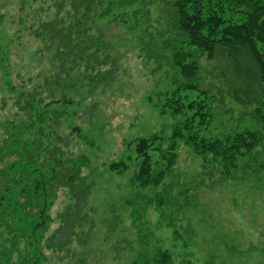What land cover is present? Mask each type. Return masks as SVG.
<instances>
[{"label":"rangeland","instance_id":"1","mask_svg":"<svg viewBox=\"0 0 264 264\" xmlns=\"http://www.w3.org/2000/svg\"><path fill=\"white\" fill-rule=\"evenodd\" d=\"M61 1L68 5L67 0H0V157L3 149L15 147L17 139L21 145L29 143L28 132L19 136L5 127L29 122L21 108L32 97L42 101L41 113L64 114L43 147L53 141L63 161L85 157L88 166L82 168L81 176L92 185L86 207L88 222L83 226L85 232L92 226L90 240L80 245L79 239L85 240L80 235L72 244L52 249L45 241L42 264H154L155 255L164 251L173 264H264V147L241 158L232 176L225 178L216 164L181 143L176 164L160 186H134L140 164L135 153L137 140L153 135L168 140L175 125L185 119L161 113V95L174 89V72L167 61L156 71L157 65L142 52L146 25L143 14L133 17L141 9L136 2L105 18L96 10L93 30L103 34L110 50L99 54L101 58L110 56L100 70L109 75L103 79V73L94 74L93 83L84 68L69 76L59 75V66L52 61L54 50L46 48L29 29L54 19L56 4ZM222 66V60L201 59L200 86L217 96L212 123L202 132L207 138L257 129L251 116L257 104L236 103L225 94L224 79H209L208 74H220ZM21 93L27 96L18 107ZM195 98L196 94L190 96ZM63 99L73 104L56 103ZM46 125L44 139L49 133ZM74 127L81 129L88 144L78 138ZM150 154L154 168L160 169V152ZM18 159L16 154L4 155L0 171ZM113 162H125L129 168L116 174L109 169ZM56 194L46 239L60 227L58 215L72 203L68 190L60 188ZM25 230H20L23 239ZM10 237L0 232L2 249L12 246ZM60 240L59 236L55 239L57 246ZM21 241L17 246L22 250L26 242ZM17 259L15 254L14 262Z\"/></svg>","mask_w":264,"mask_h":264},{"label":"trees","instance_id":"2","mask_svg":"<svg viewBox=\"0 0 264 264\" xmlns=\"http://www.w3.org/2000/svg\"><path fill=\"white\" fill-rule=\"evenodd\" d=\"M67 1L68 5L64 1L56 4L54 19L41 23L36 29H29V33L46 48L54 50L52 61L59 66V75L65 73L69 76L73 71L84 68L86 78L93 83V75L103 73L101 67L110 61L109 54L99 57L101 52L109 53L110 50L103 34L93 30L96 10L100 12V18H105L113 11L127 9L136 2L141 9H136L133 17L138 19L137 14H143L146 25L142 52L157 65L156 71H160L162 62L167 61L168 68L174 72V89L161 95V113L169 112L173 116H185V119L175 125L168 140L159 135L137 140L135 153L140 164L132 181L134 186H160L176 164L181 143L206 162L216 164L225 178L232 176L241 158L264 147V0ZM153 12L155 17L151 18ZM125 13L124 17L127 16ZM203 57L210 62L222 60L223 66L218 68L220 74L215 75L211 71L208 76L212 81L224 79V92L233 101L245 106L257 104L251 113L257 129H245L221 137L202 135L212 123L213 105L217 102L212 90L200 86ZM109 74L105 72L101 78ZM45 81L49 82L48 79ZM192 94H196V98L191 100ZM25 96V93L19 95L18 107ZM41 103V100L26 98L21 109L26 111L29 122L5 127L12 134L20 136L26 131L31 136L29 143L24 145L17 139L13 144L15 147L7 149L8 152L3 149L0 157L1 160L4 155L16 154L19 158L0 171V232L11 235L12 241L10 248L0 247V264H42L45 241L46 246L52 249L70 245L80 235L85 238L79 239L80 245H86L90 240L92 226L88 232L83 226L88 222L86 207L92 185L81 176L88 160L78 157L63 161L62 153L53 141L43 147L44 140L50 139L51 130L58 125L55 124L57 119L64 114L59 111L43 114L39 110ZM56 103L73 104L64 99ZM45 123V129L49 131L46 139L43 137ZM34 129L37 133L33 132ZM73 131L81 141L89 143L81 129L74 127ZM156 150L160 152V169L154 168L150 154ZM128 168L125 162H113L109 166L110 171L116 174H122ZM60 188L69 191L72 203L58 215L61 225L46 239L52 223L49 212ZM33 209L37 210L34 214ZM20 228L27 231L25 239ZM20 236L26 242L22 250L17 246L19 243L22 245V241H18ZM58 236L61 240L57 246L55 239ZM15 254L18 255L16 262ZM154 264H173V261L164 251L155 255Z\"/></svg>","mask_w":264,"mask_h":264}]
</instances>
